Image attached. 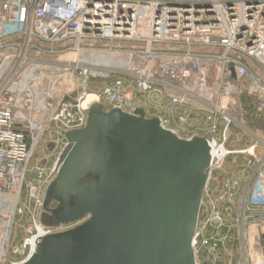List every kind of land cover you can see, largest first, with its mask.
<instances>
[{"label":"built area","instance_id":"2783aa9c","mask_svg":"<svg viewBox=\"0 0 264 264\" xmlns=\"http://www.w3.org/2000/svg\"><path fill=\"white\" fill-rule=\"evenodd\" d=\"M240 90L264 112V0H0V264H23L44 237L86 221L42 215L90 96L144 108L179 136L205 115L189 136H205L211 154L195 264H264V136L228 145ZM42 147L59 151L53 167L47 152L36 158Z\"/></svg>","mask_w":264,"mask_h":264},{"label":"water","instance_id":"95a60500","mask_svg":"<svg viewBox=\"0 0 264 264\" xmlns=\"http://www.w3.org/2000/svg\"><path fill=\"white\" fill-rule=\"evenodd\" d=\"M87 107L86 126L65 133L42 222L87 219L44 237L23 264H195L207 138L179 136L144 108Z\"/></svg>","mask_w":264,"mask_h":264},{"label":"rangeland","instance_id":"374dc122","mask_svg":"<svg viewBox=\"0 0 264 264\" xmlns=\"http://www.w3.org/2000/svg\"><path fill=\"white\" fill-rule=\"evenodd\" d=\"M230 95L227 105L233 123L230 128L231 137L228 145L232 149H239L250 144L255 136H264V112L257 110L258 100L256 99V101L253 99L254 97L246 96L245 90L233 91ZM256 102L257 106L255 108ZM199 120H195V123H200ZM43 151L47 152L49 166L53 167L59 151L49 154V150L42 147L37 154V159L42 158ZM238 157L237 155H231L224 165V169L235 168L237 166L235 162Z\"/></svg>","mask_w":264,"mask_h":264},{"label":"crops","instance_id":"0c3cea01","mask_svg":"<svg viewBox=\"0 0 264 264\" xmlns=\"http://www.w3.org/2000/svg\"><path fill=\"white\" fill-rule=\"evenodd\" d=\"M138 98L140 99L141 96L138 95ZM204 116L205 115H203L202 113L193 114L192 117L190 118V122H188L186 127L181 131V135L183 137H189L192 133L196 132V129L198 127H205L206 126V121H205V117ZM195 120H199L200 123H195ZM173 125H175V124H173ZM201 134H203V133L201 132Z\"/></svg>","mask_w":264,"mask_h":264},{"label":"trees","instance_id":"16d2710c","mask_svg":"<svg viewBox=\"0 0 264 264\" xmlns=\"http://www.w3.org/2000/svg\"><path fill=\"white\" fill-rule=\"evenodd\" d=\"M246 93V96H250L247 92H245ZM251 98H253L252 96H250ZM253 99H255V98H253ZM256 100V99H255ZM257 101V100H256ZM256 106H257V102L255 103V108H256Z\"/></svg>","mask_w":264,"mask_h":264},{"label":"bare ground","instance_id":"6f19581e","mask_svg":"<svg viewBox=\"0 0 264 264\" xmlns=\"http://www.w3.org/2000/svg\"><path fill=\"white\" fill-rule=\"evenodd\" d=\"M91 99H95V98H94L93 96H90V100H91Z\"/></svg>","mask_w":264,"mask_h":264}]
</instances>
